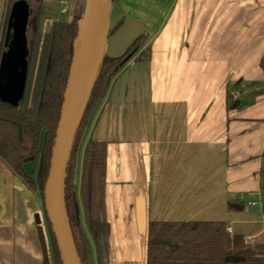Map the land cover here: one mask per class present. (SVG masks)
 Segmentation results:
<instances>
[{"label": "crops", "instance_id": "crops-1", "mask_svg": "<svg viewBox=\"0 0 264 264\" xmlns=\"http://www.w3.org/2000/svg\"><path fill=\"white\" fill-rule=\"evenodd\" d=\"M162 1L148 57L109 83L84 139L106 143L107 264H146L151 221L223 222L228 250L259 256L264 219L245 225L264 167V0ZM0 264H55L39 190L1 157Z\"/></svg>", "mask_w": 264, "mask_h": 264}, {"label": "trees", "instance_id": "trees-1", "mask_svg": "<svg viewBox=\"0 0 264 264\" xmlns=\"http://www.w3.org/2000/svg\"><path fill=\"white\" fill-rule=\"evenodd\" d=\"M38 19L39 17L36 18L35 26V49L40 41L37 32ZM80 19L81 17H76L68 22L52 23L49 31L45 32L42 38L31 92L32 57L29 59L26 85L19 108L14 111L0 108V157L28 186L39 190L43 203L45 183L73 54V41ZM4 35L3 32L2 46ZM143 37V34L136 36L121 57L103 54L70 150L64 182V199L81 264H88L87 253L90 251L87 249L89 241L80 219L81 213L85 228L94 244L96 264L108 263L110 226L105 215L106 143L91 138L80 143V138L84 128L89 125L90 111L106 83L109 85L133 55L141 50L139 42ZM149 51V47H146L139 55L134 56V61L141 60L143 55L144 58L148 57ZM260 68L264 73V52L260 58ZM23 138L30 140L28 156H32L30 163L33 173L31 174L23 168L25 157L20 152ZM78 155L79 181L74 184V169ZM260 175L261 200L264 207V167ZM242 207L239 203L233 205L235 209ZM48 225L54 263L63 264L49 221ZM226 241L227 233L223 222L151 221L147 232L146 264H264V245L259 246L261 249L259 256L249 257L228 250Z\"/></svg>", "mask_w": 264, "mask_h": 264}, {"label": "water", "instance_id": "water-1", "mask_svg": "<svg viewBox=\"0 0 264 264\" xmlns=\"http://www.w3.org/2000/svg\"><path fill=\"white\" fill-rule=\"evenodd\" d=\"M110 0H85L84 12L77 23V33L73 41V54L64 89L61 111L58 119L56 137L52 151L49 172L44 188V204L47 218L54 233L63 264H81L69 224L65 199L64 182L66 167L73 145L76 130L82 119L90 90L103 56L98 55V48L108 34L110 21L108 9ZM30 7L26 0H17L11 10L5 32L0 58V108L17 110L21 104L27 79L30 47L27 37ZM119 28L110 38L106 53L121 57L130 46L131 41L123 37ZM108 84L106 83L100 97L90 111L91 121L99 107ZM87 132L84 128L80 138L83 142ZM32 156L23 158V168L33 173L30 163ZM79 155L76 158L74 183L77 182ZM42 236V233L40 232ZM89 250V245L87 244ZM87 262L92 264L88 251Z\"/></svg>", "mask_w": 264, "mask_h": 264}, {"label": "rangeland", "instance_id": "rangeland-1", "mask_svg": "<svg viewBox=\"0 0 264 264\" xmlns=\"http://www.w3.org/2000/svg\"><path fill=\"white\" fill-rule=\"evenodd\" d=\"M17 0H6L4 6V20H3V32H6V17L7 14H10L13 9L14 4ZM26 3L30 7V16L28 20V28H27V37L29 41L30 47V57H32V72L31 73V81H30V92L33 86V82L36 75L37 64L40 54V46L42 42V38L44 33L49 31L53 22L63 23L71 21L73 18L81 17L84 12L85 0H68V7L64 13L60 12L62 5H60V0H26ZM166 11V5L162 0H110L109 9H108V19L110 21L108 27V34L104 41L103 45V53H106L107 43L110 40L111 36L119 29L123 30V37L132 41L136 36L142 34V30L146 24L150 25V30L148 32H152L156 29L157 23L156 18L162 17V14ZM41 15L39 16V14ZM9 16V15H8ZM38 19V28L37 32L39 34L40 41L38 43L37 48L34 47L35 41V29H36V18ZM153 18V19H152ZM144 35V34H143ZM36 42V41H35ZM147 43V38L144 35L143 39L139 42L142 50L137 51L131 59H134V56L139 55L141 51H144L146 48L145 45ZM34 51V52H32ZM143 55V54H142ZM87 138V135H86ZM29 146L30 140L27 138H23L21 140V154L24 157H27L29 154ZM75 175V169H74ZM74 183V178H73ZM77 183V182H76ZM75 184V183H74ZM253 195L251 196V199ZM248 199V198H247ZM261 200V195H260ZM257 206L254 210H249L251 214L247 217L248 220L250 218V222H247L245 225L246 231H251L257 226H261L259 222L261 220V216L264 219V207L263 202L261 200L260 203L256 204ZM252 207L247 206L246 209ZM251 215V216H250ZM81 222L83 228L85 229V224L83 222V216L80 215ZM256 219L257 223H254L252 220ZM86 232V231H85ZM89 237V235H88ZM92 241L90 240V254L92 255V262L96 264V255L95 249Z\"/></svg>", "mask_w": 264, "mask_h": 264}, {"label": "built area", "instance_id": "built-area-1", "mask_svg": "<svg viewBox=\"0 0 264 264\" xmlns=\"http://www.w3.org/2000/svg\"><path fill=\"white\" fill-rule=\"evenodd\" d=\"M60 5H62L60 12L64 13L68 7V0H60ZM2 26H3V23H2ZM2 34H3V27H2L1 33H0V58H1V53H2V44H1L2 37H3ZM247 198H248V201H247L248 204H254V202L252 200H250L251 199L250 194L247 196Z\"/></svg>", "mask_w": 264, "mask_h": 264}, {"label": "bare ground", "instance_id": "bare-ground-1", "mask_svg": "<svg viewBox=\"0 0 264 264\" xmlns=\"http://www.w3.org/2000/svg\"><path fill=\"white\" fill-rule=\"evenodd\" d=\"M98 55H101L102 52H103V46H102V43L100 44L99 48H98Z\"/></svg>", "mask_w": 264, "mask_h": 264}, {"label": "flooded vegetation", "instance_id": "flooded-vegetation-1", "mask_svg": "<svg viewBox=\"0 0 264 264\" xmlns=\"http://www.w3.org/2000/svg\"><path fill=\"white\" fill-rule=\"evenodd\" d=\"M5 36V35H4Z\"/></svg>", "mask_w": 264, "mask_h": 264}]
</instances>
